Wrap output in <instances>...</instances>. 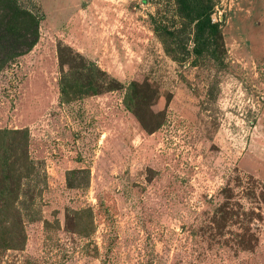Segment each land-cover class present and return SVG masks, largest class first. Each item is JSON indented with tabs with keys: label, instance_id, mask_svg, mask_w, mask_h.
Instances as JSON below:
<instances>
[{
	"label": "rangeland",
	"instance_id": "obj_1",
	"mask_svg": "<svg viewBox=\"0 0 264 264\" xmlns=\"http://www.w3.org/2000/svg\"><path fill=\"white\" fill-rule=\"evenodd\" d=\"M208 3L217 56L177 0H0V264H264V0Z\"/></svg>",
	"mask_w": 264,
	"mask_h": 264
},
{
	"label": "trees",
	"instance_id": "obj_2",
	"mask_svg": "<svg viewBox=\"0 0 264 264\" xmlns=\"http://www.w3.org/2000/svg\"><path fill=\"white\" fill-rule=\"evenodd\" d=\"M177 3L181 14L189 22L194 23V53L202 55L206 52L217 56L223 47V40L220 31L221 22L212 18L214 6L208 3V0H177ZM75 172L80 170H71L69 175Z\"/></svg>",
	"mask_w": 264,
	"mask_h": 264
}]
</instances>
